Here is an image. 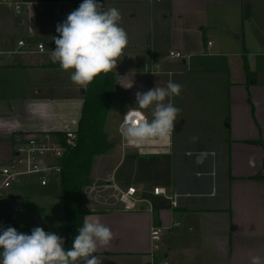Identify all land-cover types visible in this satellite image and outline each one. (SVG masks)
I'll return each mask as SVG.
<instances>
[{
	"label": "crops",
	"instance_id": "obj_1",
	"mask_svg": "<svg viewBox=\"0 0 264 264\" xmlns=\"http://www.w3.org/2000/svg\"><path fill=\"white\" fill-rule=\"evenodd\" d=\"M148 1L149 33H138L147 37L144 68L116 72L119 91L130 97L125 109L139 108L138 91L165 87L171 79L182 85L172 98L181 112L171 135L154 139L142 152L122 139L115 150L108 132L115 144L100 154L83 190L86 216L114 234L110 246L94 255L102 264L129 258L150 264L156 222L166 227L161 259L169 264H251L252 255L264 258V179L255 178L264 171V41L253 37L256 6L251 0ZM13 16L6 7L0 10V163L13 154L14 134L77 128L83 106V98L54 90L59 86L48 78L60 68L50 60L51 51H19L24 36L15 47L6 43L16 26L27 33L28 23ZM30 24L39 39L55 44L53 26L42 29L35 19ZM172 50L186 57H165ZM244 56L254 72L251 83ZM141 110L151 120L152 109ZM113 185L136 186L153 209L143 203L140 211L123 210ZM153 186L165 187L176 204L154 195ZM64 225L63 200L54 185L30 180L0 195V230L11 226L31 234L41 227L66 242Z\"/></svg>",
	"mask_w": 264,
	"mask_h": 264
},
{
	"label": "clouds",
	"instance_id": "obj_2",
	"mask_svg": "<svg viewBox=\"0 0 264 264\" xmlns=\"http://www.w3.org/2000/svg\"><path fill=\"white\" fill-rule=\"evenodd\" d=\"M121 19L117 8H106L97 0H83L64 22L57 24L59 36L52 37L56 47L50 52V60L70 73L71 82L87 89L98 75L116 68L128 45ZM181 91L182 85L171 79L165 87L138 91L136 106L151 108L152 118L136 123L125 121L120 128L121 136L135 144H148L156 138L170 136L181 112L172 98ZM113 239L112 230L90 216L84 217L69 249L64 247V238L41 227L26 234L9 226L0 230V264H102L103 259L94 254L99 248H108ZM250 261L264 264V258L259 255H252Z\"/></svg>",
	"mask_w": 264,
	"mask_h": 264
},
{
	"label": "built area",
	"instance_id": "obj_3",
	"mask_svg": "<svg viewBox=\"0 0 264 264\" xmlns=\"http://www.w3.org/2000/svg\"><path fill=\"white\" fill-rule=\"evenodd\" d=\"M45 4L48 3L26 0H0V7L10 9L21 23L26 22L28 18L27 35L17 41L19 51L44 53L55 50V44H49L45 40L39 39L34 26L30 24L34 11L39 5ZM53 4L59 5L53 12V16L57 20L65 21L67 15L76 10V6L68 1L53 2ZM65 5L70 7L66 9ZM208 44H211V42ZM169 56L180 59L186 57L183 52L178 50L170 51ZM127 113L128 115L125 116ZM143 118L149 119L143 110L129 108L122 115L120 128L125 121L136 123ZM121 138L125 146L137 147L140 152L153 142L152 140L148 144H135L125 140L122 136ZM78 140L79 134L76 128L64 130L63 132L39 130L14 134L12 137L13 154L9 159L0 163V195L13 186L25 184L28 182L29 177H34L37 183L43 187L60 183L63 162L68 151L78 145ZM156 140L161 142L163 138H156ZM113 186L123 210L140 211L143 203H148L150 205L149 209H153L151 201L144 197L136 186ZM152 192L154 195H164L173 205L176 204L173 196L168 195L165 187L153 186ZM165 230V226L156 222H153L151 226L150 264H169L167 260L161 259Z\"/></svg>",
	"mask_w": 264,
	"mask_h": 264
},
{
	"label": "trees",
	"instance_id": "obj_4",
	"mask_svg": "<svg viewBox=\"0 0 264 264\" xmlns=\"http://www.w3.org/2000/svg\"><path fill=\"white\" fill-rule=\"evenodd\" d=\"M33 2L53 3L68 1L76 6L83 0H26ZM248 8L246 16H250ZM244 70L248 83L254 81V72L251 71L246 56L243 57ZM117 93V74L114 70L98 75L91 82L83 94L82 113L78 124V145L68 151L63 162L60 183L57 187L62 197L65 210L64 230L67 232L65 248H71L73 240L78 235L84 217L90 212L83 205L84 187L91 181L92 163L95 156L105 154L111 150L115 142L109 140L106 129L108 114ZM261 143V141H259ZM264 165V164H263ZM264 179L262 174L255 176Z\"/></svg>",
	"mask_w": 264,
	"mask_h": 264
},
{
	"label": "rangeland",
	"instance_id": "obj_5",
	"mask_svg": "<svg viewBox=\"0 0 264 264\" xmlns=\"http://www.w3.org/2000/svg\"><path fill=\"white\" fill-rule=\"evenodd\" d=\"M110 1L111 0H97L98 3L104 5L106 8H108L107 6L109 5ZM251 1H253L254 5L256 6L255 19H254V23H253L254 25H252V26H254L253 30L255 31V34H257V36H253V37L254 38H261L264 41V2H262V0H251ZM112 3H113L112 7L117 8L120 11L121 17H122V19L120 21V26L125 29V31L127 32V35H128V45L124 49L123 55L117 61L116 68L113 70L120 74L121 72L135 71V70H138L142 67L144 68V66L142 65L143 64L142 61L144 60V55L146 53V48H147L146 43H144V40L147 39V37L143 38L142 36H145L146 31L149 29V18L147 15L148 13L146 11L147 8L145 6L149 7V6H151V3L148 0H145L143 2L142 1L140 2V0H123L121 2H117L116 0H112ZM58 6L59 5L53 4V3H48L45 5H39L38 8L32 14L33 15L32 19H35L36 21H38L37 25H40L41 28L44 27L45 25H48V24L50 26H53L54 30L56 32L57 24L63 22V20L62 21L57 20L53 16V12H54V10H56L58 8ZM64 7L66 9H68L70 6L65 5ZM2 8L0 7V10ZM132 11L137 12V15L135 17H131L130 13H132ZM11 14L13 15L12 11H11ZM13 17L16 20H19L18 17H15V16H13ZM156 21H157V25H158V22H159L158 17L156 18ZM26 22L27 23L29 22L28 18H27ZM52 24H54V25H52ZM40 26H39V28H40ZM141 29H142L143 33H142V36H139L138 33L141 32L140 31ZM14 33H15V35L11 36L6 41V43H10V45H12L13 47H15V43H16L18 37H20V36L25 37L27 35L26 28H24L23 25H20V27L16 26ZM148 33H149V30H148ZM175 34H176L175 30L171 31L172 37H174ZM58 36H59V34H58ZM164 47H166V46L164 45ZM164 55L167 58L170 57L169 52H168V54H164ZM126 56H129V58H130L128 61H125ZM177 60H180V59L177 58ZM40 61H41V59H40ZM48 62H49V59H48ZM54 72H56V71H54ZM55 74L57 76H55ZM61 74H62V77H61ZM49 75H46V76H49ZM51 76H55V78L50 77L48 79L50 81H52L53 84H55L53 86H57V87L59 86V88L54 89V90L58 91L57 92L58 94L62 93L65 96L66 95H72V96H77L79 98H83V94L85 93L86 89H84L85 91L82 92V88L79 85H76L73 82H71L69 72H65L61 69H58L57 73H54V75H51ZM45 79L47 80V77ZM118 79H119V77H118ZM118 82L119 81H117V93L114 97L113 105H112L111 110L108 114L107 124H106L107 131L110 132V134L112 135L111 139L115 140L116 145L118 146V148H114L115 150H118L119 146L121 144L122 138H121V135L119 132L120 123H121L123 113L126 110H128V108L125 109V106H127V104L129 103V98H130L128 96V94H126V93L120 94ZM60 87H62V88H60ZM49 93L54 94V91H49ZM78 124H79V122H78ZM76 129L78 130V125H77ZM100 159H101L100 155L95 156V158L93 159L92 172H94L96 170L97 165L100 163ZM30 180L34 181L35 178L29 177L28 181H30ZM55 188H57V187H55ZM121 263L122 264H124V263L125 264H135V261H134V259L129 258V259H126V261L123 260L117 264H121Z\"/></svg>",
	"mask_w": 264,
	"mask_h": 264
},
{
	"label": "water",
	"instance_id": "obj_6",
	"mask_svg": "<svg viewBox=\"0 0 264 264\" xmlns=\"http://www.w3.org/2000/svg\"><path fill=\"white\" fill-rule=\"evenodd\" d=\"M83 91H85V90H83Z\"/></svg>",
	"mask_w": 264,
	"mask_h": 264
}]
</instances>
